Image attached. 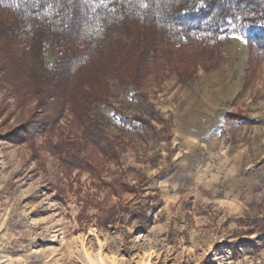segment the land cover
Instances as JSON below:
<instances>
[{
  "label": "rangeland",
  "instance_id": "obj_1",
  "mask_svg": "<svg viewBox=\"0 0 264 264\" xmlns=\"http://www.w3.org/2000/svg\"><path fill=\"white\" fill-rule=\"evenodd\" d=\"M226 54L86 119L2 84L0 264H264V61Z\"/></svg>",
  "mask_w": 264,
  "mask_h": 264
},
{
  "label": "trees",
  "instance_id": "obj_2",
  "mask_svg": "<svg viewBox=\"0 0 264 264\" xmlns=\"http://www.w3.org/2000/svg\"><path fill=\"white\" fill-rule=\"evenodd\" d=\"M233 36L250 64L264 61V0H0V87L86 119L111 86L141 96L150 80L217 70ZM32 131L28 122L21 134Z\"/></svg>",
  "mask_w": 264,
  "mask_h": 264
}]
</instances>
